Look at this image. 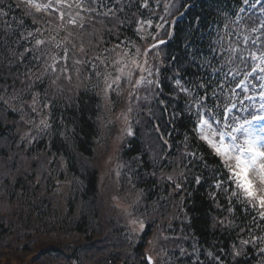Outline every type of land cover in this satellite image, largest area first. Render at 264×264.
Here are the masks:
<instances>
[{"label":"snow or ice","instance_id":"6c2138e0","mask_svg":"<svg viewBox=\"0 0 264 264\" xmlns=\"http://www.w3.org/2000/svg\"><path fill=\"white\" fill-rule=\"evenodd\" d=\"M239 5L238 10L225 14L226 23L197 18L198 26L193 31L200 32L203 27L207 32L201 34L198 45L195 35L186 45L193 49L187 51L186 56L188 65L195 71L189 73L186 67L178 68L171 77V98L179 100L183 97L185 109L178 111L172 105L170 111L168 102L158 99L160 116L152 114L158 142L149 149L152 156L149 166L160 164L161 168H171L172 173L164 177L166 182L183 199L194 198L195 192L207 181L203 172L208 167L207 161L189 147L187 134L173 148L168 139L172 131H161L159 120L164 119L174 131L176 122L185 112L195 115L191 131L216 158L217 168L213 172L219 174L222 169L227 175V182L214 178L210 186L229 196V207H220L229 214L235 213L233 197L242 205L240 211L244 218L239 223L235 215L213 217L210 221L213 235L219 231L221 236L216 244L209 245L212 249L206 254L209 264H239L242 258L253 253H258L262 258L259 264H264V0H239ZM185 6L181 4L182 8ZM133 7L137 12L141 8L147 9L148 0H136L135 3L133 0L127 3L124 0H0V93H6L0 98V105L7 107L11 99L19 101L32 113L39 112L41 118L35 125L36 131L47 134L50 129L59 133L60 125L55 124L51 114V109L57 105L55 97L61 95L66 81L78 79L84 73L97 79L102 76L106 90L114 91L120 87L119 82L126 79L133 88L147 85L160 89L157 95H162L163 85L157 79L161 70L155 64L148 68L134 59L126 77V64L116 69L120 75L115 77L105 71L120 63L115 61L114 53L124 42L119 41L113 49L102 50L100 35L111 36L130 22L138 25V31L152 26V20L144 19L143 13L137 16L131 11ZM14 8L22 13L19 19L12 15ZM45 13L49 15L48 20L43 19ZM160 19L165 20L164 17ZM26 20L31 21V26ZM38 22L46 27L38 26ZM151 47L156 48L158 44ZM135 51L144 55L139 48ZM93 52L96 55H91ZM143 64L147 65L146 59ZM134 72L135 80L132 79ZM226 89L230 94L229 104L224 106L221 120L217 118L216 110L225 99ZM237 89L244 94L239 104L242 106L240 111L247 115L242 117L232 114L237 104L231 101V95H236ZM29 99L31 104L26 103ZM245 101L251 102L250 105L244 106ZM128 134L132 135L131 130ZM181 146L183 151H180ZM165 149L170 162L162 156ZM174 151L178 156L173 155ZM133 161L137 165L146 163L139 155L133 157ZM150 175L156 173L153 171ZM207 194L213 202L218 199L215 191ZM140 227L144 225L141 223ZM224 235L233 237L227 248L222 246ZM193 248L195 251V245ZM181 255L187 253L181 249ZM144 259L145 264H156L151 256ZM195 264L204 262L198 256Z\"/></svg>","mask_w":264,"mask_h":264},{"label":"trees","instance_id":"16d2710c","mask_svg":"<svg viewBox=\"0 0 264 264\" xmlns=\"http://www.w3.org/2000/svg\"><path fill=\"white\" fill-rule=\"evenodd\" d=\"M124 2L127 3L128 0ZM148 3L147 9L141 8L137 12L133 7L131 11L136 12L137 16L143 13L145 19L156 13V6L159 17L165 18L160 19L158 26L153 29L157 32V39L167 40L160 46L158 55V67L161 70L159 82L163 85V94L157 95L160 91L157 89L152 97L142 99L147 106L139 107L140 115L136 118L138 123L134 135L120 146L121 156L133 177L131 180L127 176L122 185H136L134 190L140 192L142 200L137 207L146 204L143 211L150 221L147 233L144 231L145 235L138 244H123L124 239L118 238L121 233L116 232L118 214L111 216L112 206H108L100 196L101 171L96 165V158L98 149L106 145L107 141L102 127L105 105L97 91L105 80L102 76L97 79L84 73L78 79L74 77L71 82L66 81L61 95L55 97L57 105L51 109V114L55 118V124L60 125L59 133L51 129L47 134L38 132L36 139L29 141L27 137L35 125L33 120L36 117L33 115L29 119L23 118L28 110L19 101L9 99L7 107L0 105V171L2 165L6 167V171L0 173V250L5 248L12 253L22 252V245L30 238L31 243L44 245L40 256L47 264H145V250L153 234V225L154 230L161 227L166 231L179 232L186 241L182 249L187 255H181V248L174 253L171 250L170 261L165 264H195L198 256L204 264H209L206 255L212 250L209 245L216 244L217 238L221 236L219 231L213 235L210 230L212 218H231V215H235L237 223L244 218L240 211L242 205L235 198L232 199L236 212L229 214L223 211L229 207V196L210 187L214 178L227 182V175L222 169L219 174L213 172L217 168L216 158L211 149L191 131L196 121L195 115L190 116L185 112L182 119L176 122L174 131L164 119L159 120L161 131H172L171 138H166L173 148L187 134L189 147L207 161L208 167L203 169L207 181L195 192L194 198L183 199L166 182L164 177L172 173L171 168H161L160 164L149 166L152 158L149 149L154 148L158 142L157 133L153 130L155 118L152 115L155 113L157 117L160 116L161 109L157 100H166L170 111L172 105L178 111L185 109L183 97L179 100L171 98V77L178 68L186 67L189 73L195 71L188 65L186 56V52L193 49L186 48V45L192 35H195V44L198 45L201 34L207 32L203 27L200 32L193 31L198 26L197 18L205 22L210 18L220 22L222 15L230 14L238 7L239 0H148ZM182 3L186 5L183 8ZM180 13L184 15L181 16ZM12 15L19 19L22 13L14 8ZM43 19L48 20L49 15L43 14ZM26 23L31 26L30 20H26ZM38 26L46 27L42 22H38ZM137 26L130 22L111 36L100 35L101 49H108L113 42L119 41H123L121 44L126 46L144 42L141 35L138 36ZM172 57L176 59L173 60ZM109 68L105 71L113 74V66L110 70ZM5 95L6 93H0V98ZM225 95H230L227 89ZM29 102L30 99L26 101ZM105 148L107 151L109 145ZM183 150L181 146L180 151ZM138 155L146 161L145 164L137 165L133 161V157ZM162 156L167 157L166 149ZM174 156H178V153L175 152ZM167 159L170 162L171 158ZM19 160L26 164V170L11 165L20 164ZM163 163L162 159L161 164ZM153 171L155 176L150 175ZM58 180L71 182L68 195L63 200L57 196ZM208 191L216 192L218 199L215 202L208 196ZM2 211L6 212L3 214ZM248 218L250 219V214ZM232 238L224 235L222 246L227 248ZM31 243L23 252L32 250ZM260 259L262 258L258 253H253L242 258L239 264H259Z\"/></svg>","mask_w":264,"mask_h":264},{"label":"rangeland","instance_id":"374dc122","mask_svg":"<svg viewBox=\"0 0 264 264\" xmlns=\"http://www.w3.org/2000/svg\"><path fill=\"white\" fill-rule=\"evenodd\" d=\"M141 55L137 54V56H129L123 51H119L116 54V59L120 63H116L115 69H118L120 67H123L125 64L127 67L124 68V76H127L129 68H132V61L135 59L141 63ZM143 62L141 63V65ZM146 67H150L147 66ZM117 74L120 75V73L116 70ZM115 75V76H116ZM145 76H147V73H144ZM114 76V77H115ZM137 78L136 72L133 73L132 79L135 80ZM148 79H152V77H148ZM120 86H122L123 83H125V88L129 91H134V89L142 88L146 85H140L136 88H133L131 84L127 82L126 79H122V81L119 82ZM116 104V103H115ZM114 104V105H115ZM110 105V103H109ZM113 105V106H114ZM111 110L109 111L108 114L105 115L106 121L103 123V129L105 134L109 137L111 140L110 144V151L106 153L104 151V147L99 148L97 151V158H96V165L99 167L102 176L101 177V185L103 187L102 189V194H103V199L108 203L112 204L115 209L118 211V223H119V229L117 231H121L125 237V239H131V236H135V233L138 232L141 227L139 221L141 220L140 216L133 214V205L135 202L138 201L139 198H141V195H132L129 196L124 193V189L120 191L119 187V181L121 176L123 178L125 177V174L123 173L124 170V165L123 163H118L117 161V152L119 151V141H123L128 135L127 132L130 129V119L131 117L129 114L125 112H114ZM109 110L105 109L104 111ZM132 122V120H131ZM111 154V162L106 164V158L108 155ZM116 162V163H115ZM19 163H11V165H16L17 169L20 170H26L24 167L26 164L22 161L19 160ZM127 166V165H126ZM6 171L5 166H1V171L0 173H4ZM128 171V169H127ZM6 178H8L6 176ZM12 180V176H10ZM123 178L121 180H123ZM71 187V182H59V187L57 191V196L61 200L66 198L68 195V192ZM117 191V192H116ZM116 193L114 198H112V194ZM114 199L115 202H112ZM131 201L130 203H128ZM134 203V204H133ZM135 206V205H134ZM6 211H2L4 214ZM110 212L114 213V208L110 210ZM132 213V215H131ZM125 214V216H123ZM21 229L19 230V232ZM32 238V236H31ZM29 240V241H28ZM132 240V239H131ZM8 241V240H7ZM30 238H27L26 243L22 245L23 249L20 250L22 252H9V249L3 248L0 250V264H30V262L37 263V264H47L40 255L42 254L41 251L44 248L43 244L40 243H31L32 244V250L25 253L23 252L24 249H27L26 247H29L30 245ZM115 243V242H113ZM23 254V255H22ZM152 255V254H150ZM153 256V255H152ZM156 257V254L154 255ZM47 258V257H46ZM34 259V260H33ZM24 260H26V263H24Z\"/></svg>","mask_w":264,"mask_h":264}]
</instances>
